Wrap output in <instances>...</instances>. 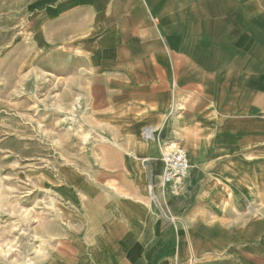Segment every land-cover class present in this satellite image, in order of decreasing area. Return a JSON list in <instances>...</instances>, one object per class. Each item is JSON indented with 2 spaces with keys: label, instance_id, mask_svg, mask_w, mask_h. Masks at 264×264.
<instances>
[{
  "label": "crops",
  "instance_id": "0c3cea01",
  "mask_svg": "<svg viewBox=\"0 0 264 264\" xmlns=\"http://www.w3.org/2000/svg\"><path fill=\"white\" fill-rule=\"evenodd\" d=\"M68 1L100 131L115 135L60 264H264V222L235 216L264 200V0ZM169 144L191 158L173 220L148 194Z\"/></svg>",
  "mask_w": 264,
  "mask_h": 264
},
{
  "label": "rangeland",
  "instance_id": "374dc122",
  "mask_svg": "<svg viewBox=\"0 0 264 264\" xmlns=\"http://www.w3.org/2000/svg\"><path fill=\"white\" fill-rule=\"evenodd\" d=\"M68 2L0 0V264H60L75 254L73 222L95 199L91 172L115 135L100 131L83 15L68 14ZM184 179L179 190L148 185L169 217ZM242 205L236 220L264 222V200Z\"/></svg>",
  "mask_w": 264,
  "mask_h": 264
},
{
  "label": "built area",
  "instance_id": "2783aa9c",
  "mask_svg": "<svg viewBox=\"0 0 264 264\" xmlns=\"http://www.w3.org/2000/svg\"><path fill=\"white\" fill-rule=\"evenodd\" d=\"M144 136H151V130L145 129ZM161 161L163 164L160 176V186L164 189L168 184L176 182V180L188 176L191 165L186 151L175 145H164L161 151ZM154 202V201H153ZM157 206V201L154 202ZM161 207V206H160ZM164 216H166L161 209Z\"/></svg>",
  "mask_w": 264,
  "mask_h": 264
},
{
  "label": "bare ground",
  "instance_id": "6f19581e",
  "mask_svg": "<svg viewBox=\"0 0 264 264\" xmlns=\"http://www.w3.org/2000/svg\"><path fill=\"white\" fill-rule=\"evenodd\" d=\"M153 130H151V132H152ZM149 137V136H148ZM158 137V136H157ZM147 139V138H146ZM155 141V140H154ZM162 145V144H161ZM159 147V146H158ZM161 148V147H160ZM161 150V149H160ZM188 156V155H187ZM152 157V156H151ZM155 157V156H154ZM150 169V168H149ZM187 177V176H186ZM185 177V179L184 180H188L187 178ZM151 183V186H150V192L151 193H153V191H154V189L156 188V187H158V185L159 184H157V183H155V182H150ZM158 183H160V180L158 181ZM168 186V188L169 189H171V190H179V189H181V187L183 186V184H181V182L180 183H173V184H168L167 185ZM159 197V196H158ZM159 204V203H158ZM161 206V205H160ZM159 205L157 206V207H159L160 209H161V207H160ZM170 220H173V219H175V217L174 216H171V217H168ZM178 219V218H177ZM175 222V221H174ZM183 222H184V220H183ZM186 224V223H185ZM194 256V255H193Z\"/></svg>",
  "mask_w": 264,
  "mask_h": 264
}]
</instances>
